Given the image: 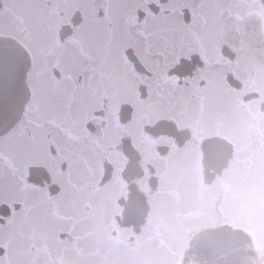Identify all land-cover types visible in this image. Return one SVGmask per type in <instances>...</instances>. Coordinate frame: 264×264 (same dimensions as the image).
Listing matches in <instances>:
<instances>
[{
	"label": "flooded vegetation",
	"instance_id": "flooded-vegetation-1",
	"mask_svg": "<svg viewBox=\"0 0 264 264\" xmlns=\"http://www.w3.org/2000/svg\"><path fill=\"white\" fill-rule=\"evenodd\" d=\"M0 41L31 56L0 264H203L230 229L264 264V0H0Z\"/></svg>",
	"mask_w": 264,
	"mask_h": 264
},
{
	"label": "water",
	"instance_id": "water-1",
	"mask_svg": "<svg viewBox=\"0 0 264 264\" xmlns=\"http://www.w3.org/2000/svg\"><path fill=\"white\" fill-rule=\"evenodd\" d=\"M29 69L30 56L22 46L0 41V137L22 119L30 98ZM224 231L208 238L212 250L200 253L203 264H250L255 255L251 237L239 230Z\"/></svg>",
	"mask_w": 264,
	"mask_h": 264
},
{
	"label": "rangeland",
	"instance_id": "rangeland-1",
	"mask_svg": "<svg viewBox=\"0 0 264 264\" xmlns=\"http://www.w3.org/2000/svg\"><path fill=\"white\" fill-rule=\"evenodd\" d=\"M22 13H24L26 16H28L29 19L32 18L33 13L29 10H21ZM255 178H252L250 176L247 177V191H248V196H251L256 192L257 190L261 189L264 191V184L262 183V175L259 174L257 178V174L254 172H251ZM233 211V210H232ZM234 212V211H233ZM235 213V212H234ZM237 217H240L238 213H235ZM257 217H264V213L259 212L256 214Z\"/></svg>",
	"mask_w": 264,
	"mask_h": 264
}]
</instances>
